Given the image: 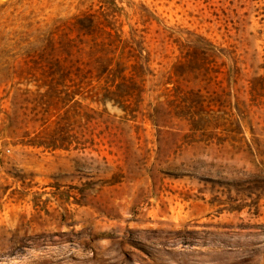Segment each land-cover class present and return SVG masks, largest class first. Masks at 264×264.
Instances as JSON below:
<instances>
[{
    "label": "rangeland",
    "instance_id": "374dc122",
    "mask_svg": "<svg viewBox=\"0 0 264 264\" xmlns=\"http://www.w3.org/2000/svg\"><path fill=\"white\" fill-rule=\"evenodd\" d=\"M99 1L0 0V264H264V0H111L150 75L84 145L77 78L27 72Z\"/></svg>",
    "mask_w": 264,
    "mask_h": 264
},
{
    "label": "trees",
    "instance_id": "16d2710c",
    "mask_svg": "<svg viewBox=\"0 0 264 264\" xmlns=\"http://www.w3.org/2000/svg\"><path fill=\"white\" fill-rule=\"evenodd\" d=\"M96 7L53 20L44 25V30L32 31L50 42L62 43L57 52L67 53V56L63 58L58 54L49 60L39 56L31 62L27 72L36 83H47L50 92H55L66 77L70 82L72 76L77 78L79 100L84 110V145L92 143L88 132L91 121L105 114V110L98 112L92 105L98 108L111 103L124 111L132 107L135 111L143 100L146 77L150 75L142 36L132 28L127 32L123 30L121 18L127 19V15L111 0H100ZM50 51L55 53V49ZM74 95L68 94V101Z\"/></svg>",
    "mask_w": 264,
    "mask_h": 264
}]
</instances>
